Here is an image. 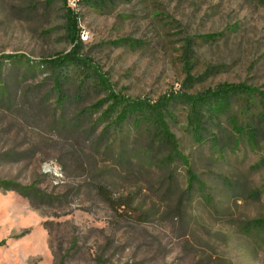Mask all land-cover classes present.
Segmentation results:
<instances>
[{
  "label": "rangeland",
  "instance_id": "obj_1",
  "mask_svg": "<svg viewBox=\"0 0 264 264\" xmlns=\"http://www.w3.org/2000/svg\"><path fill=\"white\" fill-rule=\"evenodd\" d=\"M82 53L117 93L156 102L187 79L185 36L198 41L193 92L223 83L264 91V0H71ZM61 0H0V179L35 185L47 198L0 189V264H264V135L236 143L226 120L194 141L184 110L170 128L205 184L188 189L186 168L133 121L93 130L83 111L103 98L66 73L63 104L38 63L68 53ZM128 39L120 46L112 42ZM259 99L241 96L240 125H264ZM218 136V145L212 141ZM50 197V199L48 198ZM19 236H22L18 238Z\"/></svg>",
  "mask_w": 264,
  "mask_h": 264
},
{
  "label": "trees",
  "instance_id": "obj_2",
  "mask_svg": "<svg viewBox=\"0 0 264 264\" xmlns=\"http://www.w3.org/2000/svg\"><path fill=\"white\" fill-rule=\"evenodd\" d=\"M71 0H61L67 18V39L72 49L68 53L57 54L53 58L44 59L35 63L24 55H5L7 61L14 59L25 60L29 66V72H33L37 67L44 71H50L54 81V89L58 92V104H63L62 83L66 73L70 71H80L83 77L81 87L90 85L98 89L103 98L83 111V115H97V120L92 127L93 130L104 126V131L112 127L119 129L129 121L140 126L145 125L149 134L154 140L166 145L170 150L168 162L179 160L186 168L188 177V189L191 191L196 184L200 191L205 190L203 184L194 173L188 158L180 151L178 140L171 131L170 121L173 120V108L179 106L184 110L188 130L191 132L194 141L204 144L206 136L211 135L212 131H219L221 122L226 120L232 127V138L236 143L240 140L246 141L250 146L255 147L264 135V125L256 128L252 125H240L235 115L232 114L234 102L241 96H251L259 99L258 111L264 119V91L258 87L242 83H223L215 88H208L204 91L193 92L196 83L206 82L204 76L200 78L192 77L198 41L213 43L224 35L223 33H212L199 35L196 37L185 36L183 45V55L180 59L187 79L184 86L179 91H173L160 97L156 102L149 100L132 99L121 93H117L109 79L94 66L92 60L82 53L83 43L80 31L77 28L79 14L69 6ZM128 39H121L112 42L113 45H123L128 43ZM3 64L0 62V75ZM264 121V120H263ZM215 146L218 145V136L212 138ZM264 163V157L262 159ZM0 189L5 192H14L27 199L47 198L43 193L36 189L35 185L23 186L13 181L0 179ZM50 199V197H48ZM262 225L264 221L261 222ZM22 236H19L20 238ZM5 242H0V247Z\"/></svg>",
  "mask_w": 264,
  "mask_h": 264
}]
</instances>
